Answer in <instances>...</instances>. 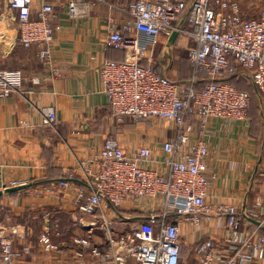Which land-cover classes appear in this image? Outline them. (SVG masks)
<instances>
[{
    "label": "built area",
    "instance_id": "1",
    "mask_svg": "<svg viewBox=\"0 0 264 264\" xmlns=\"http://www.w3.org/2000/svg\"><path fill=\"white\" fill-rule=\"evenodd\" d=\"M0 2L1 19L17 24L15 42L24 48L34 45L38 59L50 64L55 16L52 0ZM89 3L69 0V17L86 18ZM128 13L131 18L126 25L112 27L105 38L109 47L124 51L123 59H107L99 66L111 116L118 123L124 118L134 123L164 120L175 126L176 134L161 143L164 172L150 166L158 162L151 147L139 145L128 154L117 138L109 137L97 154L78 162L59 180V187L66 189L79 178L74 204L84 215H100V244L93 242L91 228L85 236L72 238L73 244L88 254L76 264H181L185 226L193 230L189 242L196 264L264 262V233L248 219L264 224V218H258L264 216V208L239 212L233 206L210 208L206 202L215 177L206 166L211 123L238 124L245 131L250 126V95L226 83L230 75L247 78L261 95L264 131V8L257 17L246 18L233 0H134ZM125 31L138 36L127 37ZM173 32L178 41L183 40L192 67L188 82L159 74L153 65V51L148 46ZM199 72L204 74L205 85L195 90ZM23 82L21 70L0 68V98L20 92ZM40 82V78H32L33 85ZM40 115L43 125L56 123L53 105L43 106ZM194 125L197 137L190 142ZM142 199L151 203L147 217L135 218L128 229L118 231L115 225L125 217L116 210L126 200L137 203ZM214 213L224 218L220 236L208 235L204 228ZM40 241L45 251L58 247L50 241L48 229ZM0 254L3 264H10L18 252L10 240H2Z\"/></svg>",
    "mask_w": 264,
    "mask_h": 264
},
{
    "label": "crops",
    "instance_id": "2",
    "mask_svg": "<svg viewBox=\"0 0 264 264\" xmlns=\"http://www.w3.org/2000/svg\"><path fill=\"white\" fill-rule=\"evenodd\" d=\"M68 1L51 2L55 16L50 64L38 59L34 45L24 48L15 42L16 32L8 34L6 28L3 39L0 38V67L19 69L24 77L20 92L0 98V191L11 182L16 185L11 183L7 188L27 185L0 196V242L10 240L18 252L10 264H76L80 257H86L87 250L73 244L72 238L85 236L91 228L93 242L100 244L103 232L99 212L93 216L82 214L74 204L79 182L75 180L69 188L62 189L59 180L78 162L97 154L109 137L117 138L128 154L139 145L151 147L158 162L150 166L164 172L161 143L176 134L175 126L168 122L147 128L129 118L116 122L103 93L100 64L124 57L123 50L106 44V35L112 27L122 29L126 25L134 0H90L86 18L69 17ZM11 24L15 23H8V27ZM124 34L138 36L133 31ZM172 45L168 38L160 36L148 48L153 51L156 72L176 80L183 69L179 68L180 58L172 56ZM141 63L145 65L147 61ZM36 77L40 78L39 85L32 84ZM47 104L56 111L54 126L41 123L40 109ZM252 134L238 124L211 123L206 166L215 177L206 195L210 208L233 206L239 212L264 208V176L259 175L264 172V131ZM196 137L194 125L189 133L190 142ZM150 208L148 200H126L116 210L125 217L124 222H118L115 228L128 229L135 218L144 220ZM92 222L95 224L91 226ZM223 222V216L214 213L205 223V231L220 236ZM36 226L39 231L34 237L30 234ZM47 229L50 241L58 246L56 250L43 249L40 235Z\"/></svg>",
    "mask_w": 264,
    "mask_h": 264
},
{
    "label": "rangeland",
    "instance_id": "3",
    "mask_svg": "<svg viewBox=\"0 0 264 264\" xmlns=\"http://www.w3.org/2000/svg\"><path fill=\"white\" fill-rule=\"evenodd\" d=\"M233 1H235L239 4L240 10H242L243 16L246 18H253V17L258 16L260 11L264 8V0H233ZM2 11H3V7H2V3L0 2V16L2 14ZM11 25H12L11 27H8L6 20L0 18V38L1 39H3L2 37L5 34L6 28H8V30H9L8 34L14 35V33L17 30V24L15 22V24H11ZM182 41L183 40L178 41L176 38L175 42L172 45L175 47L174 50L172 51L173 52L172 56H175V54H176L178 56V58H180V59L183 55H184L183 57L186 56V51L182 48V46H184V43ZM169 46H171V45H169ZM167 54H170V51ZM0 57H1V54H0ZM1 69H12V68L11 67H2ZM175 71H178V67H176ZM176 78H177V76H176ZM234 78H235V86L236 87L241 88V89H245L250 93L251 109L254 110L253 114H254L255 121H256L255 129H256L257 133L260 130L263 131L262 130V117H261V107H262L261 95L253 88L251 82L247 78L238 77V76L234 77ZM139 123L147 128L150 126H161V125L166 124L167 122L164 120H159V119H147V120H144V121L139 122ZM258 218L263 219L264 216H258ZM38 231H39L38 226H36V229L33 228V230H31L30 235H34V237H36V235H38ZM182 232L183 233H182V237H181V247H182L181 264H196L195 260L193 259V255H192V249H191L192 245L189 242L193 238L192 237L193 230L191 229L190 226H185L183 228ZM262 232L264 233V231H262ZM40 237H41V235H40Z\"/></svg>",
    "mask_w": 264,
    "mask_h": 264
},
{
    "label": "trees",
    "instance_id": "4",
    "mask_svg": "<svg viewBox=\"0 0 264 264\" xmlns=\"http://www.w3.org/2000/svg\"><path fill=\"white\" fill-rule=\"evenodd\" d=\"M184 56V55H183ZM181 57V59L179 60V68H181V69H183L182 70V72L180 73L181 75H179L178 76V79H176V81H180V82H188L190 79H191V71H192V67H191V64H190V62H189V60H188V57H187V53H186V56L185 57ZM183 59V60H182ZM155 68V67H154ZM156 69V68H155ZM196 77L198 78V81H197V83L194 85V89L195 90H200L202 87H204V85H205V81H203V79H204V74H203V72H199L197 75H196ZM235 76H233V75H230L228 78H226L225 79V82L226 83H229V84H231V85H233V86H235V78H234ZM200 78H202V80L200 81L199 79ZM253 86V85H252ZM236 87V86H235ZM238 90H241V91H245V92H247L249 95H250V93L247 91V90H245V89H241V88H238V87H236ZM253 88L256 90V88L253 86ZM250 103H251V96H250ZM254 110H252L251 109V104H249V107H248V110H247V116H248V118H249V120H250V128H249V131H250V135H252L253 136V134L252 133H256V135H257V131H256V129H255V126H256V121H255V117H254ZM252 132V133H251ZM59 172H61V174H62V172L63 171H59ZM63 177V176H62ZM76 180L78 181V182H80L79 181V178H76ZM137 214L139 215V214H141V213H138L137 212ZM181 250H182V247H181Z\"/></svg>",
    "mask_w": 264,
    "mask_h": 264
},
{
    "label": "water",
    "instance_id": "5",
    "mask_svg": "<svg viewBox=\"0 0 264 264\" xmlns=\"http://www.w3.org/2000/svg\"><path fill=\"white\" fill-rule=\"evenodd\" d=\"M177 38V33L176 32H173L170 37L168 38V43L169 44H173L174 41L176 40ZM25 187H27V185L23 184V185H19V186H15V187H10V188H5L4 191H0V196L3 194V193H12V192H16V191H19V190H22L24 189ZM253 224L257 225V226H260L261 230L264 231V224L260 223L258 220H255V219H250L248 218Z\"/></svg>",
    "mask_w": 264,
    "mask_h": 264
}]
</instances>
